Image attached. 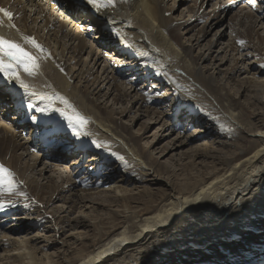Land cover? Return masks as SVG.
I'll return each instance as SVG.
<instances>
[{
  "label": "bare ground",
  "instance_id": "obj_1",
  "mask_svg": "<svg viewBox=\"0 0 264 264\" xmlns=\"http://www.w3.org/2000/svg\"><path fill=\"white\" fill-rule=\"evenodd\" d=\"M51 1L0 0L16 25L0 32L32 52L23 36L43 46L38 73L21 70V78L34 91L66 98L89 119L90 134L73 137L58 111L27 108L46 102L23 97V89L0 78V164L16 180V192L0 200V227L18 224L0 229V264H264V129L257 126L264 116V0L254 7L117 0L106 15L86 0ZM226 29L233 30L226 48L234 64L224 71L228 56H217ZM233 74L252 92L244 104L229 95ZM210 102L237 127L239 145L210 130ZM54 108L64 105L57 100ZM55 121L66 129L56 137L48 131ZM183 121L208 126L213 141L182 151L189 145L179 136ZM161 182L164 191L155 188ZM21 197L30 207L17 208ZM23 208L48 217L45 229L54 235L33 232L43 219L21 218ZM62 225L74 231L61 238Z\"/></svg>",
  "mask_w": 264,
  "mask_h": 264
},
{
  "label": "snow or ice",
  "instance_id": "obj_2",
  "mask_svg": "<svg viewBox=\"0 0 264 264\" xmlns=\"http://www.w3.org/2000/svg\"><path fill=\"white\" fill-rule=\"evenodd\" d=\"M120 3H127V0H119ZM253 7L255 6V0H249ZM88 6L92 8L96 13L103 12L107 14V10L114 8L117 4V0H86ZM0 28L7 26L8 28H16L13 23V13L0 7ZM7 19V24L5 23ZM19 30L17 29V32ZM119 35V34H118ZM24 43L30 44L32 48L36 49V52L25 49L24 45L18 43L14 39H9L6 35L0 32V78L4 79L7 83H14L18 85V90L23 89V97L35 98L44 103V105L38 106L34 103H27V108L33 109L35 112L46 113L50 109L52 111H58L63 120L67 122V129L71 130V135L76 138L82 136L86 137L90 133L87 131L86 126L89 123V119L82 115L74 105H72L66 98L60 97L56 94L49 95L34 91L33 88L20 76L22 70L29 77L35 76L40 68V61L46 58V50L40 45L33 37L23 36ZM241 45L244 41H238ZM264 67V65H262ZM59 100L64 105V108H54L55 102ZM20 103L23 105L24 100L21 99ZM33 122L37 121L35 115L31 116ZM49 133L56 137L61 135L65 129V125L61 121L52 122L48 128ZM96 147H101L97 141H92ZM120 159H123L122 157ZM16 192V180L14 173L5 165L0 164V200L5 193L12 194ZM22 195V193H16ZM3 203L0 202V208H3Z\"/></svg>",
  "mask_w": 264,
  "mask_h": 264
},
{
  "label": "rangeland",
  "instance_id": "obj_3",
  "mask_svg": "<svg viewBox=\"0 0 264 264\" xmlns=\"http://www.w3.org/2000/svg\"><path fill=\"white\" fill-rule=\"evenodd\" d=\"M262 3V2H261ZM238 7V6H237ZM263 7H264V5H263ZM264 13V11L262 12V14ZM233 30H229V29H226V33H225V36H223V38L221 39V43H223V44H220V46L221 47H224V49H222L221 51L222 52H220L219 53V56H217V58L218 57H224V53H226V56L224 57L225 59H226V57L228 56V58L226 59V61H225V64L221 67V69H224V71L226 70V69H230V67H232V65L234 64V61H232V59H231V55H232V53H229L228 51V48H226L227 47V45H228V43H229V41H230V38H231V35H233ZM219 47V46H218ZM194 52H195V50H194ZM237 51H235L234 52V54L236 53ZM250 52V51H249ZM236 55V54H235ZM236 56H238V55H236ZM116 59H118V57H116ZM113 63H116V60L115 61H112ZM119 62V61H118ZM217 64V63H216ZM129 72H125V75L127 76L126 78L127 79H130V78H136V77H134V75H131V76H128L127 74H128ZM264 72H260L259 73V75L260 76H262V74H263ZM236 75H238V74H233V76H232V78L234 79L233 81H235L236 83H235V86L232 84L233 83V81H231V85H232V87H233V89H231V90H229V87L227 86V89H228V92H229V95L233 98V97H236L237 96V99H239L240 100V103L242 104H244V103H246L245 101H247V97L249 96V95H252V92L251 91H249V92H247L246 91V87L248 86L247 84H245V83H242L243 82V80L241 79H239V78H237L236 77ZM240 78H241V76H240ZM144 83H143V81L142 80H138L137 81V86L138 87H141L142 85H143ZM153 84L155 85L156 83L153 81L152 83H147L145 86H143V89H145L146 91H150L149 89H151L152 87L151 86H153ZM157 86V85H156ZM159 88H158V91H159V94L160 95H164L165 97H169V98H173V95H172V92L169 90V89H167V88H162V86H158ZM161 87V88H160ZM236 88L238 89L239 88V92L237 93L236 92ZM243 90V91H242ZM164 92H165V94L167 93V95H165L164 94ZM171 92V93H170ZM251 92V93H250ZM102 100V99H101ZM108 100L110 101L111 100V95H110V97L108 98ZM250 101H252V99L250 100ZM210 104V109H209V115H210V117L212 118V125H208L209 126V128H210V130L213 132L214 131V128L212 127V126H214L215 127V129H216V131H217V133L221 136V137H224L225 139L227 138V140L229 141V140H231V138L232 137H236V133L235 132H237V127L235 126V125H233V127L231 126V124L229 123V119L227 118V115H226V112L224 111V109H223V107H221V106H219L218 104H214V103H212V102H210L209 103ZM120 104H118V106H119ZM163 107V106H162ZM164 108V107H163ZM165 109V111H166V109L167 108H164ZM180 110H182V109H180ZM258 110V104H255L252 108H250V109H248V111L250 112V116H251V120L254 118V115H252V113H255V112H258L257 111ZM166 112H169V111H166ZM177 117H178V115H176ZM258 116H262V115H258ZM124 118H127V116L126 117H124ZM142 119H144V118H142ZM141 119V120H142ZM176 118H174V120H175ZM257 121L258 122V120H257V117L254 119V121ZM261 121V122H260ZM259 122L260 123H258L257 124V126L258 125H260V128L261 129H264V116L262 117V119L260 120ZM184 122L185 121H183V123H182V126H183V128H182V130H181V134L179 135L180 137H185L186 138V140H189V145L188 144H186V146H183L182 147V151H184L186 148H188V147H192L193 145H195V144H198V143H201V142H204V141H206L207 143L208 142H211V141H213L212 140V138L213 137H209L208 135L210 134V133H212V132H207V127H205V126H200V127H198V126H194V124H190V123H188V124H186V125H188V126H184ZM219 122H221V126H220V123ZM263 122V123H262ZM175 123H178L177 121H175ZM219 123V125H216V124H218ZM228 124V125H227ZM228 126L227 128H226V126ZM230 125V126H229ZM137 126H138V123H136V124H134L133 125V127H135V128H137ZM190 126V127H189ZM194 127V128H193ZM232 127V128H231ZM154 128V127H153ZM195 128H198L199 129V132H195ZM152 131V130H151ZM229 131V133H227V132ZM235 133V134H234ZM217 134V135H218ZM25 135V136H24ZM173 136H176V133H174L173 134ZM23 137H25L26 138V134H23ZM234 142V144L235 145H237L239 142L237 141V137L235 138V140L233 141ZM214 143V142H213ZM214 145H215V143H214ZM239 145V144H238ZM235 147V146H234ZM74 153H75V155L76 156H78V152L77 151H74ZM169 154H167L164 158H161L162 160H164L167 156H168ZM86 161V160H85ZM92 167H96V165L94 164V163H92L91 165H90V168H92ZM49 173H46V175H48ZM85 174V175H84ZM82 176H86V173H82L81 174ZM169 181V184H171V185H176V184H174V182H176V180H174V178L173 179H171V180H168ZM160 185V184H159ZM159 185H157V186H155V188L156 189H159V190H163L164 189V186H163V184H162V182H161V185L159 186ZM164 191V190H163ZM10 197L11 196H8L7 197V199H6V201H8L9 199H10ZM26 198V197H25ZM20 204H27L29 207H30V204H29V202H27V200L26 199H24V197H21V200H19V202L18 203H16V206H17V208H19V207H21V206H19ZM56 204L58 205V204H61V202H56ZM49 207L50 206H46V208H47V210L49 211L50 209H49ZM36 210V208H32V209H29L28 211H26L24 208L20 211H17L18 213H19V216L22 218V217H24V216H27L28 218H37L38 220H41V219H43V222H44V224H42L41 225V227L40 228H34L33 229V232H35V231H40V233H47L48 235H49V232H50V234L51 235H54V231L52 230L53 228L51 227V229L49 228L48 230H46L45 228L47 227V226H50V224L48 223H46L47 221H48V217H46V216H44L43 215V213L42 212H33V211H35ZM21 212V213H20ZM54 214H55V212H53ZM23 214V215H22ZM72 216L74 217V219H79V218H76V217H78V215L76 214V212H73V214H72ZM26 217V218H27ZM69 217H70V215H69ZM16 219V218H15ZM16 223V224H15ZM11 224H15V225H17L18 226V224H17V221L16 222H14V221H12L11 223H6L5 224V226L4 227H9ZM21 224V223H20ZM4 227H0V229L1 230H3L4 229ZM74 227H76V229H77V232H82V231H84V229H83V227H81V224H78V225H76V226H74ZM27 229H28V227H27ZM59 229V231H62V234H60V237L61 238H65V235H67L69 232H66V230L67 229H69L68 227H66V226H63L62 225V227L60 226V228H58ZM47 232H46V231ZM120 229H116V230H114V231H110L109 233H113V232H118ZM27 230H25V232H26ZM53 231V232H52ZM69 231L70 232H73L74 230H71V229H69ZM25 232H23V233H25ZM114 233V234H115ZM53 238V237H52ZM55 238V237H54ZM60 238V239H61ZM128 241H124L123 243H127ZM47 243V242H46ZM47 245H48V243H47ZM50 246V245H49ZM56 246V247H55ZM50 247H53V248H51V249H53V250H55L56 248H57V245H53V246H50ZM48 251H49V247H48Z\"/></svg>",
  "mask_w": 264,
  "mask_h": 264
}]
</instances>
